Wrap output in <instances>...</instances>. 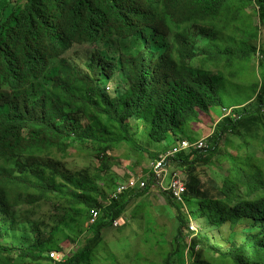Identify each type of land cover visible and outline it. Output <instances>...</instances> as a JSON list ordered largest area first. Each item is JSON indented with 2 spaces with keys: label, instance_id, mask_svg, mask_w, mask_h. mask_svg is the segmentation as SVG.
<instances>
[{
  "label": "trees",
  "instance_id": "obj_1",
  "mask_svg": "<svg viewBox=\"0 0 264 264\" xmlns=\"http://www.w3.org/2000/svg\"><path fill=\"white\" fill-rule=\"evenodd\" d=\"M235 80L243 88L227 105L221 91ZM253 97L254 108L240 107ZM216 107L235 109L213 127ZM85 109L95 115L86 125ZM199 119L212 128L207 147L167 160L187 187L185 207L162 192L158 216L172 223L171 241L154 240V228L144 241L166 251L161 264H264V0H0V264H140L142 245L117 255L100 234L163 188L152 175L107 174L119 162L113 152L124 143L153 162L195 140L185 131ZM230 136L244 144L238 155ZM69 150L92 151L99 172H64L53 152ZM41 204L64 211L49 232L19 220ZM148 205L137 204L133 219ZM67 216L77 219L68 244L77 248L66 255ZM191 221L203 222L196 234ZM29 229L31 240L10 238ZM184 231L200 251L186 249Z\"/></svg>",
  "mask_w": 264,
  "mask_h": 264
},
{
  "label": "rangeland",
  "instance_id": "obj_2",
  "mask_svg": "<svg viewBox=\"0 0 264 264\" xmlns=\"http://www.w3.org/2000/svg\"><path fill=\"white\" fill-rule=\"evenodd\" d=\"M246 13L252 15V20H253L252 25L255 28V26L258 25V21H259L255 6L247 7ZM225 36H228V34H226ZM220 43L221 45H224L225 40H222ZM229 43L232 44L233 43L232 40ZM235 43H239V38H236ZM129 66H131L133 69L137 67L134 62L130 63ZM145 67H147V64L145 65ZM247 76L246 75L242 76L243 82H245ZM246 82H249V81H246ZM234 83L235 85L233 86L223 87L221 91L223 99L226 101L227 105L229 104V102H232L233 100L237 99L236 97L239 92L235 91L236 88L237 90H239L240 86L243 88L242 85H237L239 83L238 80H235ZM242 106H245V107L250 106L251 108H254L256 106L255 98L254 97L250 98L246 103H243L240 105V107ZM235 108L221 107V109H218V107H216L214 115L220 116L222 112H224L225 114V112L234 110ZM94 116L95 115L93 114L92 110L85 109V116L82 120V123L84 125L88 124L90 121L94 119ZM206 125L207 124H205V126ZM205 126L201 125L197 127H191L190 135H192L193 137H198V139H204V138L207 139L210 135L211 129L205 128ZM168 143L169 141L166 142V144ZM227 145H228V149L231 152H233L235 155H238L240 153L241 146H243L244 144H242L241 141H237V138L235 136H230ZM118 149L122 150L123 152L115 151L113 152V154H114V157L117 158V161H119L120 163L116 161L112 162L111 164L112 168L111 170L106 171L107 174L124 176L127 170H131V172L133 173V177H137L138 174L140 178H144L145 176L151 177V175L153 174V172L151 171L152 162L151 160H149L147 155H140V154L135 155L132 149L127 144H124V143L119 145ZM124 152H125V155L122 157ZM53 154H56L57 158L62 160V162L66 165V168H64V172L66 173H71L74 171L75 172L76 171H89L90 173L99 172L101 162L90 150L88 152L84 150H69L67 151V153H65L66 154L65 156L61 152L59 153L53 152ZM126 155L128 157H126ZM223 166L226 167L227 165L224 164ZM146 170L147 171L149 170V171L146 172ZM213 171L214 169H210V173H212ZM170 172L176 173L179 177H182L183 182H186L185 173L180 171L174 165L169 166V174ZM154 181H156L155 178H154ZM167 182H168V179L165 180V183ZM162 192L163 190H159L156 186L153 187L148 195L146 194L144 197H141V199L136 200L130 205L129 210L127 211L126 216L124 217V221H120L117 223V225L113 226L111 229H107L101 232L100 238H102L103 240H106L107 246H109V250L111 253L117 252V255H120L121 254L120 250L122 249L125 250L126 248L128 249V251H125V252L130 253L135 249V246L142 245L141 246V248H143L141 252L142 256L139 258V260L141 261L140 264H154V263L161 264L162 263V260L165 258L164 255L166 254V251L163 249L160 250V248H157L158 251L154 250L151 252V249H154L152 247H156V245H153V243L155 242L151 241L149 243H146L144 241L145 231L148 228H154L155 232L157 233V236L154 237V235H152L151 238L154 237L153 239L156 240L157 242L161 240L159 236H162L167 241H171V233L173 231L172 223L169 220H167L164 216H158V214H161L163 212L164 207L167 204L166 195L163 194ZM144 200H147V202H145ZM143 203L149 204L148 206H146L145 212H136L135 218L133 219L132 211H134L137 204L141 205ZM177 203L184 207L186 205V201L177 202ZM188 206H189L188 208L192 212L193 211L192 202L188 203ZM55 207H56L55 204L54 205L41 204L38 206L36 210H29L33 214L32 216L27 217V218H24V216L22 217L19 216L20 217L19 220L31 221V223L37 222L41 230L49 232L53 228V224L49 222V220H53V218H61L65 216L64 211H61L59 209L56 210ZM188 217L191 220L190 215H188ZM141 218L143 220H141ZM65 220L67 224L69 225V228L67 230L63 228L62 230H63L64 235H68V237L61 241L60 246L67 249L66 251L67 252L66 255H67V254H71L72 252H74L77 248L76 244L70 245V246L68 245L69 238L73 236L74 229L77 225V219L73 218L72 216H67L65 217ZM39 223H42V225ZM125 223L128 224V227H127L128 230L125 232H121L119 229L123 228L125 226ZM190 223L189 224L191 226L189 225L190 226L189 231L192 232L193 234H196L195 232L199 229V227L203 226V222L196 223V222L191 221ZM208 228L210 229V226ZM30 229L28 230L27 233L19 232V233L10 234V238H12L14 240V243H17V244L22 243L21 238H29V240H31L34 237V235ZM134 230H135V233H134ZM133 234H135L136 236H134ZM185 234H186V231H184L182 244L184 246L186 245L185 246L186 249H188L190 245H196L195 249L197 251H200L201 247L197 245V242H198L197 237L195 235H191L187 238L185 237ZM126 237L127 238L129 237V238L127 239ZM220 237H224V233H222ZM125 238L126 240H124ZM168 245H169L168 243H163L164 249H168V248L170 249V246ZM203 250L206 252L204 247H203ZM98 255L101 256L102 253H99ZM63 256L65 257V254ZM186 260H187V263L190 262V254L188 251H186ZM124 261L126 260L122 257L121 262L123 264H124ZM100 263L101 262H99V264Z\"/></svg>",
  "mask_w": 264,
  "mask_h": 264
},
{
  "label": "clouds",
  "instance_id": "obj_3",
  "mask_svg": "<svg viewBox=\"0 0 264 264\" xmlns=\"http://www.w3.org/2000/svg\"><path fill=\"white\" fill-rule=\"evenodd\" d=\"M232 108V107H231ZM225 110V109H224ZM231 114V110L230 111H227V112H225V114H224V112H222V114L220 115V116H213L214 117V119L216 120V122L213 124V127L215 126V124L218 122V120H222L223 118H225V117H227V116H229ZM205 124H207L206 126H205ZM201 125H203V126H205V128H209V129H211L212 130V128H210V127H208V123H202V121L199 119V120H195V121H193V123H192V125L190 126V128L188 129V130H186L185 132H186V134H190V129H191V127H197V126H201ZM192 136V135H191ZM193 139H195V140H191V139H188V138H185V139H183V140H181L180 142H178L177 144H175L170 150H168L167 152H165V153H163V154H161L160 155V157L158 158V159H156V160H154L153 162H152V167H151V171L153 172V170H154V164L156 163V162H158V161H160L162 158H164L165 159V162H166V164H167V168H168V176H167V178L166 179H168V182H169V180H170V178H171V175L172 174H176V173H173V172H170V174H169V162L167 163V160H169V158L170 159H172V158H174L176 155H178L179 153H182V152H192V150H200V149H204V148H206L207 147V139L206 138H204V139H198V137H193ZM150 170V169H149ZM148 170V171H149ZM153 175V177L155 178V175H154V173L152 174ZM179 177V176H178ZM179 179L181 180V182H183L182 181V177H179ZM155 180H156V178H155ZM157 182V181H156ZM184 183V185L186 186V182H183ZM166 185H168V183L167 184H165L164 183V187H166ZM186 190H187V187H186ZM186 190H185V192H186ZM163 191H168L167 189H164L163 188ZM184 192V193H185ZM184 196L185 195H183V201H184ZM176 201V200H175ZM177 202V201H176ZM118 223V222H117ZM117 223L115 224V225H117ZM122 227V226H121ZM190 232V231H189ZM197 232V231H196ZM195 232V233H196ZM190 233H192V232H190ZM193 235V234H192Z\"/></svg>",
  "mask_w": 264,
  "mask_h": 264
},
{
  "label": "built area",
  "instance_id": "obj_4",
  "mask_svg": "<svg viewBox=\"0 0 264 264\" xmlns=\"http://www.w3.org/2000/svg\"><path fill=\"white\" fill-rule=\"evenodd\" d=\"M153 173L159 186L170 191L177 202H183V195L186 190V186L183 182H181L177 174H172L168 185L164 187V182L168 176V168L164 158L154 164ZM141 185L142 187L146 186L144 182H142ZM131 186H137L134 179L131 181ZM126 188V186L119 188L118 192H122L123 190H126ZM50 256L55 257L58 261H60L58 253L52 252Z\"/></svg>",
  "mask_w": 264,
  "mask_h": 264
}]
</instances>
